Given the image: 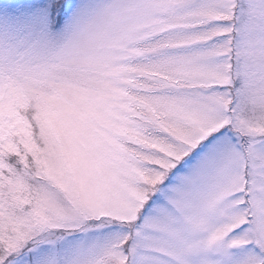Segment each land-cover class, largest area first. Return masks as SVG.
I'll return each mask as SVG.
<instances>
[{
  "label": "snow or ice",
  "instance_id": "6c2138e0",
  "mask_svg": "<svg viewBox=\"0 0 264 264\" xmlns=\"http://www.w3.org/2000/svg\"><path fill=\"white\" fill-rule=\"evenodd\" d=\"M0 264H264V0H0Z\"/></svg>",
  "mask_w": 264,
  "mask_h": 264
}]
</instances>
